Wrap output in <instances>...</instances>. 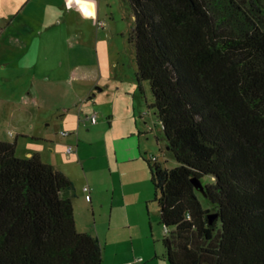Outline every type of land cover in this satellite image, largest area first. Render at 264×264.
<instances>
[{
    "label": "trees",
    "instance_id": "16d2710c",
    "mask_svg": "<svg viewBox=\"0 0 264 264\" xmlns=\"http://www.w3.org/2000/svg\"><path fill=\"white\" fill-rule=\"evenodd\" d=\"M128 3L138 86L177 162L148 161L167 262L264 264V1ZM16 148L0 140V264H103L73 180Z\"/></svg>",
    "mask_w": 264,
    "mask_h": 264
},
{
    "label": "rangeland",
    "instance_id": "374dc122",
    "mask_svg": "<svg viewBox=\"0 0 264 264\" xmlns=\"http://www.w3.org/2000/svg\"><path fill=\"white\" fill-rule=\"evenodd\" d=\"M133 27L128 0H0V140L17 142L18 157L41 153L73 180L77 229L100 240L104 264L134 248L121 228L128 220L133 239L141 237L135 248L157 255L145 264H169L161 256L164 228L148 161L157 157L167 168L177 162L150 110L149 85L138 86ZM79 115H96L97 122L80 123ZM114 180L123 191L110 228ZM88 186L98 190L96 215Z\"/></svg>",
    "mask_w": 264,
    "mask_h": 264
},
{
    "label": "crops",
    "instance_id": "0c3cea01",
    "mask_svg": "<svg viewBox=\"0 0 264 264\" xmlns=\"http://www.w3.org/2000/svg\"><path fill=\"white\" fill-rule=\"evenodd\" d=\"M95 88L96 89H98L99 87H97V86H95L94 88H91L90 89V91L92 92V91H94L95 90ZM82 112L83 111H81V114H82ZM87 117H89V115H86V117L84 116V117H82V115H79V121H80V123L81 122H85V121H87L88 120V123H89V119L87 118ZM82 118H84L83 119V121H81L82 120ZM86 119V120H85ZM80 127H82L81 126V124H80ZM82 129V128H81ZM80 133V132H79ZM79 137H80V134H79ZM17 149V148H16ZM35 154V153H34ZM34 154H29L28 155V157H31L32 155H34ZM77 154H78V157L79 158H82V156L84 155V147H83V145H82V141L80 140V139H77ZM39 155L41 156V158H42V154L41 153H39ZM71 155V154H70ZM71 157V156H70ZM54 166V165H53ZM54 167H56V166H54ZM57 168V167H56ZM60 170V169H59ZM62 171V170H61ZM68 176V175H67ZM112 187H110V191H111V196H112V204H111V209H110V212L108 213V217H107V213L106 212H104V218H106L107 217V219H108V222H109V226H110V228L112 227V220H113V216H114V211L116 210V207H115V204H114V201L116 200V199H118V196H119V198H121V200H122V191H123V184H122V187L120 186H118V184H117V182L114 180L113 181V183H112ZM89 188H90V196H91V198H90V200H91V203L93 204V206H94V213H95V215L98 213V211L97 210H95V207H96V205H94V201H93V198L95 197L96 198V195L97 194H92V191H94V192H97L98 190H97V188L95 187V189H91V187L89 186ZM85 191V190H84ZM92 194V195H91ZM94 196V197H93ZM124 196V195H123ZM97 199V198H96ZM102 206V205H101ZM100 206V207H101ZM121 208H122V206H121ZM99 214H100V212H99ZM122 229H125V230H129L130 231V235L132 236V246L134 247V248H131V251H129V252H125L124 254H123V257H124V259L123 260H121V261H113V262H111V263H109V264H129V263H133V262H136V264H145L147 261H150V263H153V261L156 259V257H157V255H155V257H153L152 255V253H150V252H139L138 250H137V248H135V241L137 240V239H141V237L137 234V238L136 239H133V233H132V229L134 228V226H133V224H132V222L131 221H129L128 220V222H125L124 223V225L121 227ZM164 235H165V233H163L162 234V238H161V240L163 239V237H164ZM135 237H136V235H135ZM100 238H101V236H100ZM156 253L158 254V252L156 251ZM165 252H163V253H161V256H163V254H164ZM135 259V260H134ZM108 260V255H107V252H105L104 253V262H106ZM134 260V261H133ZM104 262H103V264H104Z\"/></svg>",
    "mask_w": 264,
    "mask_h": 264
},
{
    "label": "built area",
    "instance_id": "2783aa9c",
    "mask_svg": "<svg viewBox=\"0 0 264 264\" xmlns=\"http://www.w3.org/2000/svg\"><path fill=\"white\" fill-rule=\"evenodd\" d=\"M88 119H90V121H91L92 123H96V122H97V117H96V115L91 116V117H88ZM63 135H64V136H67L68 134L63 133ZM74 151H75V148H74L73 146L70 145V146L68 147V154H73ZM84 190H85V191H90L89 186H88V187H85ZM129 264H136V262L129 263Z\"/></svg>",
    "mask_w": 264,
    "mask_h": 264
},
{
    "label": "water",
    "instance_id": "95a60500",
    "mask_svg": "<svg viewBox=\"0 0 264 264\" xmlns=\"http://www.w3.org/2000/svg\"><path fill=\"white\" fill-rule=\"evenodd\" d=\"M193 183L195 184L197 190L203 192V185H202L201 181H199L197 179H193Z\"/></svg>",
    "mask_w": 264,
    "mask_h": 264
}]
</instances>
